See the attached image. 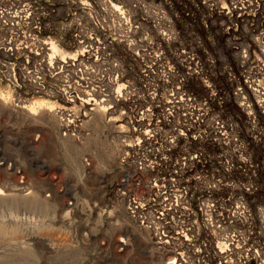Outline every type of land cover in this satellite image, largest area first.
I'll return each instance as SVG.
<instances>
[{
    "label": "rangeland",
    "instance_id": "obj_1",
    "mask_svg": "<svg viewBox=\"0 0 264 264\" xmlns=\"http://www.w3.org/2000/svg\"><path fill=\"white\" fill-rule=\"evenodd\" d=\"M87 1L0 0V264H264V0Z\"/></svg>",
    "mask_w": 264,
    "mask_h": 264
},
{
    "label": "bare ground",
    "instance_id": "obj_2",
    "mask_svg": "<svg viewBox=\"0 0 264 264\" xmlns=\"http://www.w3.org/2000/svg\"><path fill=\"white\" fill-rule=\"evenodd\" d=\"M82 1V3L83 4H85V5H87V3H88V1L87 0H81ZM186 1H188V2H191V3H195V4H197L196 6H199V5H201V6H204V7H212V6H217L216 5V3H213V0H186ZM235 1V0H234ZM242 1V0H241ZM240 0H236L234 3H232L231 4V6L230 7H227V8H225V7H218L217 9H219V10H221V14H225V15H229L230 13H231V11L232 10H236L235 12H238V14L239 13H243L244 12V7H240L241 5H240V3L239 2H241ZM254 1V3H255V5L257 6H259V0H253ZM245 2V1H244ZM90 3H91V1H90ZM105 3H106V5L107 6H109V7H111V8H113L115 11H114V13L116 14V12L118 13V15H120L121 16V18L120 19H122L123 18V22H125V23H129V19H128V17H127V12L123 9V7L122 6H119L118 4H117V2H115V0H106L105 1ZM230 5V4H229ZM250 5V4H249ZM248 5V6H249ZM199 8V7H198ZM252 8H255V7H252ZM113 9H112V11H113ZM203 9V8H202ZM205 9V8H204ZM209 9V8H208ZM212 9V8H211ZM248 9V8H247ZM257 9V8H256ZM250 11V10H249ZM248 11V12H249ZM254 11V10H253ZM3 12H5V11H3ZM233 12V11H232ZM245 12H246V10H245ZM5 13H7V12H5ZM9 13V12H8ZM15 14V13H14ZM240 14V15H241ZM2 15V14H1ZM0 15V16H1ZM8 15V14H7ZM117 15V14H116ZM232 15H233V13H232ZM245 15V14H244ZM246 15H247V13H246ZM119 16V17H120ZM4 18H5V15L3 16ZM15 17V16H14ZM238 17H239V15H238ZM237 17V18H238ZM2 18V17H1ZM0 18V19H1ZM14 19V18H13ZM4 20V19H3ZM4 22V21H3ZM262 35V34H261ZM260 43H261V45H263V47H264V36H262L261 37V40H260ZM48 44V43H47ZM50 44V43H49ZM52 45V44H51ZM49 46V45H48ZM46 47V46H45ZM52 47H54V45H52ZM51 47V48H52ZM262 47V46H261ZM262 47V48H263ZM47 48V47H46ZM45 48V49H46ZM54 48H57V47H54ZM49 49V48H48ZM52 50H53V48H52ZM11 51V50H10ZM54 51V50H53ZM56 51H58V50H56ZM43 82V81H42ZM32 83V82H31ZM41 83V82H40ZM44 84V83H43ZM262 92V91H261ZM261 92H259L258 91V93L260 94V95H262V96H264V93H261ZM261 99V98H260ZM258 102V101H257ZM258 104H259V108H260V111H262V113H264V99H261L259 102H258ZM0 107H1V109L3 110V111H5V112H9L10 114H14V111L12 110L13 108H11L12 106H11V104L10 103H7L6 104V102H3L1 99H0ZM24 110H27V109H24ZM199 113V112H198ZM42 115L41 116H39L40 118H41V120L42 121H47L48 122V124L49 123H51L54 127H56L57 128V126H58V122H57V120H56V116L54 115V114H51V113H49V112H47V111H43L42 113H41ZM9 115V114H8ZM22 115H23V117H25L26 119H28V120H31V121H37V117L36 116H34L33 114H31V113H29L28 111H24V112H22ZM198 117V116H197ZM39 118V119H40ZM30 122V121H29ZM43 125V124H42ZM41 125V126H42ZM222 125V124H221ZM43 126H45V125H43ZM51 127V126H50ZM219 129H220V135L222 134L223 136H225L226 134H225V131L223 130L224 129V127H222V126H219ZM221 135V136H222ZM222 136V137H223ZM227 136V135H226ZM226 138V137H225ZM224 138V139H225ZM196 156V155H195ZM195 159H197L196 157H195ZM186 160V159H185ZM184 162V161H183ZM187 162V161H186ZM138 166H144V164L143 163H140V165H139V163H138ZM137 166V167H138ZM142 169V168H141ZM18 190V189H17ZM180 198V197H179ZM134 199V198H133ZM136 199V198H135ZM176 199H178L177 197H176ZM137 200V199H136ZM132 201V200H131ZM134 201V203H133V205L132 204H130V205H132L133 206V209L135 210V209H140L139 207H140V205L139 204H137L138 202H135V200H133ZM176 203H177V201H175ZM131 203V202H130ZM178 204V203H177ZM137 205H139V207L137 206ZM176 205V204H175ZM131 207V206H130ZM132 208V207H131ZM130 209V208H129ZM133 209H132V211H133ZM138 212V211H137ZM133 213H135V212H133ZM124 214V213H123ZM129 227H130V229L132 230V231H135L134 230V228H133V225L131 224V223H129ZM165 231V230H164ZM136 233H137V235L138 236H140V244L143 246V248H145L146 249V251L148 250V251H151L150 249H151V247H150V243L148 242V240H146L147 238L146 237H148V234H147V232L144 234L143 232H142V230L141 229H136V231H135ZM162 232H163V229H162ZM158 234V233H157ZM159 234H160V232H159ZM163 234V233H162ZM165 234V233H164ZM144 235V236H143ZM161 236V235H160ZM167 237L169 238V236L167 235ZM167 238V239H168ZM163 240H164V238H162ZM169 240V239H168ZM162 241V240H161ZM165 241V240H164ZM170 241V240H169ZM163 242V241H162ZM163 243H165V242H163ZM123 245V244H122ZM124 246V245H123ZM152 254V253H151ZM154 255V254H153ZM147 256V255H146ZM160 262V261H159ZM161 263V262H160ZM176 262H174L173 261V263L172 262H170V264H175ZM152 264V263H151Z\"/></svg>",
    "mask_w": 264,
    "mask_h": 264
}]
</instances>
